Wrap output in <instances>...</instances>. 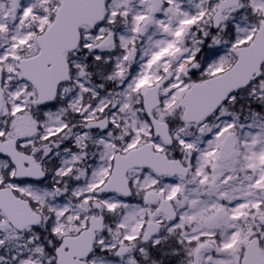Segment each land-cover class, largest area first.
Returning a JSON list of instances; mask_svg holds the SVG:
<instances>
[{
	"label": "snow or ice",
	"instance_id": "snow-or-ice-1",
	"mask_svg": "<svg viewBox=\"0 0 264 264\" xmlns=\"http://www.w3.org/2000/svg\"><path fill=\"white\" fill-rule=\"evenodd\" d=\"M0 264H264V0H0Z\"/></svg>",
	"mask_w": 264,
	"mask_h": 264
}]
</instances>
